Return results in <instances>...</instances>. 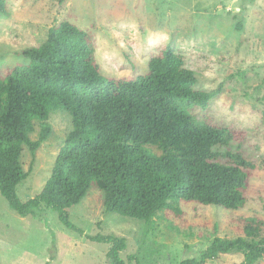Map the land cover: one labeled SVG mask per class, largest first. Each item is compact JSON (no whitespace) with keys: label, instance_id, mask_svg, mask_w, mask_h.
Wrapping results in <instances>:
<instances>
[{"label":"trees","instance_id":"trees-1","mask_svg":"<svg viewBox=\"0 0 264 264\" xmlns=\"http://www.w3.org/2000/svg\"><path fill=\"white\" fill-rule=\"evenodd\" d=\"M0 13L8 14L5 0ZM95 49L92 31L63 18L40 45L21 51L27 63L0 74V194L10 208L20 216L36 215L45 204L79 234L83 231L71 223L67 209L92 188L100 191L105 212L149 225L164 211L181 218L180 206L191 203L242 209L256 169L242 147L248 132L199 120L191 111L208 107L220 87L194 88L195 73L169 45L134 77L103 74ZM56 110L71 121L63 146L42 191L22 201L16 187L29 176L37 148L49 141L48 120ZM35 123L39 133L32 140ZM24 146L32 156L27 170L21 162ZM238 222L241 234L215 236L198 256L178 264H206L234 250L242 255L238 264H264V219L246 216ZM85 237L110 244L109 264H140L132 254L121 256L123 237Z\"/></svg>","mask_w":264,"mask_h":264},{"label":"rangeland","instance_id":"rangeland-1","mask_svg":"<svg viewBox=\"0 0 264 264\" xmlns=\"http://www.w3.org/2000/svg\"><path fill=\"white\" fill-rule=\"evenodd\" d=\"M0 13V74L27 63L21 51L40 45L49 27L65 18L94 33L95 61L113 77H134L147 71L148 61L166 46L181 65L195 73L194 88L220 92L208 107L191 111L199 120L239 127L248 132L244 153L256 169L248 201L236 211L197 204L181 205L184 214L158 213L152 224L105 212L96 188L67 209L69 220L83 234L66 228L52 207L41 204L36 215L20 216L0 194V264H109L110 244L85 235L125 238L121 256L140 264H178L198 256L215 236L241 234L238 218L264 219V0H5ZM241 25V28H237ZM49 141L36 150L35 161L24 146L21 162L27 179L16 187L24 201L42 191L70 117L51 112ZM32 140L39 133L33 125ZM234 250L206 264H238ZM132 264H136L132 261Z\"/></svg>","mask_w":264,"mask_h":264}]
</instances>
